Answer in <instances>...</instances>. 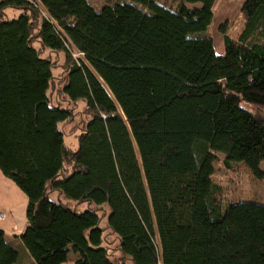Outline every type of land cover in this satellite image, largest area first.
I'll list each match as a JSON object with an SVG mask.
<instances>
[{"label":"trees","instance_id":"16d2710c","mask_svg":"<svg viewBox=\"0 0 264 264\" xmlns=\"http://www.w3.org/2000/svg\"><path fill=\"white\" fill-rule=\"evenodd\" d=\"M178 1L0 0V170L34 264H264V204L212 179L218 153L264 174V0L237 37L220 26L223 54L216 0ZM19 261L0 228V264Z\"/></svg>","mask_w":264,"mask_h":264},{"label":"rangeland","instance_id":"374dc122","mask_svg":"<svg viewBox=\"0 0 264 264\" xmlns=\"http://www.w3.org/2000/svg\"><path fill=\"white\" fill-rule=\"evenodd\" d=\"M94 6L95 10L100 12L107 0H89ZM165 2L167 5L172 7H177L178 0H160ZM189 7H201V3L188 4ZM227 6L225 3L221 4L222 7ZM219 5L216 7V15L218 19V14L220 12ZM232 10L234 9V3L230 6ZM231 11V9H230ZM20 11L9 10V18L18 17ZM239 22L234 20H222L220 17L217 22L214 23L213 29H211V34L213 30V35L216 37V50L219 49V30L220 26L227 24L228 33L232 37H237L242 28V18H239ZM220 20L222 22L218 23ZM219 29V30H218ZM212 35V36H213ZM221 46H224V39L221 40ZM218 53V52H217ZM220 54V53H219ZM223 54V53H222ZM53 61L56 63L55 72L60 74L63 72L64 57H59L57 55H52ZM84 102L79 101L76 108H74L77 117H80L77 121L68 122L62 125V129L65 131V143L68 147L75 150L79 146L76 135L79 133V126L81 125L80 112L84 109ZM225 156L221 153L217 154V161L215 163V173L212 179L215 183L222 186L224 191V202H256L264 204V174L259 176L256 174L249 166L245 163H233L227 166L224 163ZM261 171L264 173V161L260 165ZM27 196L18 187V185L9 177L5 176L0 170V228L6 231L7 240L18 250L22 251L21 245L23 244L20 237H14L13 234L20 235L26 226V207H27ZM80 211L86 210L89 205L87 203H80L78 205ZM102 213V212H101ZM100 213V214H101ZM108 215L102 220V226L107 224ZM110 237V241H113V237ZM114 243V241H113ZM77 259V255L71 251L70 256L66 264H73ZM25 261V260H24Z\"/></svg>","mask_w":264,"mask_h":264},{"label":"crops","instance_id":"0c3cea01","mask_svg":"<svg viewBox=\"0 0 264 264\" xmlns=\"http://www.w3.org/2000/svg\"><path fill=\"white\" fill-rule=\"evenodd\" d=\"M244 2H245V0H216V2L214 4V8H213V10H214V18H213V21H212L211 29H213L212 27H213L214 23L217 22L219 17L222 20H228V19L234 20L235 19L236 21L239 22V20H240L239 18L241 17V9H242V6H243ZM222 3H225L227 6L222 7V10H221L220 6H221ZM232 3H234V7H233L234 9L233 10H232V7H230L232 5ZM218 5L220 7V12L218 14V19H217V15H216L215 9H216V7ZM187 6H189V5L187 4ZM230 9H231V11H230ZM9 10H11V9H8L7 12ZM222 20H220L218 23L222 22ZM212 35H213V30H212ZM216 37H218V36H216ZM216 37L213 35L214 45H216V41H215ZM222 39H224V36L221 33V31L219 30V41H218L219 49L216 50V51L218 53H220V54L224 53V51H225V45L221 46V40ZM5 233H6V231H5ZM13 236L17 237L18 235H16V233H14ZM21 247H22V251L19 250V252H20V261L17 264H34V259L30 255L29 251L24 246V244H22ZM66 263H64V264H66Z\"/></svg>","mask_w":264,"mask_h":264}]
</instances>
